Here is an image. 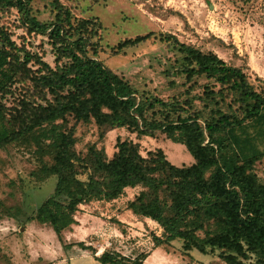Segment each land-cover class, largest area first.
Returning <instances> with one entry per match:
<instances>
[{
    "label": "trees",
    "instance_id": "1",
    "mask_svg": "<svg viewBox=\"0 0 264 264\" xmlns=\"http://www.w3.org/2000/svg\"><path fill=\"white\" fill-rule=\"evenodd\" d=\"M32 2L0 0V150L32 139L42 173L57 177L53 192L26 221L50 225L64 243V231L77 223L80 204L112 200L127 187L141 186L128 207L158 222L165 239L182 240L186 250L218 251L216 263L264 264V185L249 172L264 155V91L254 87L244 68L170 32L149 31L120 40L114 53L156 39L176 50L181 59L178 75L210 82L199 99L214 105L211 117L204 126L197 112L162 123L167 137L184 144L193 156L189 165L173 164L161 149L144 156L129 136L117 137L110 157L95 145L81 156L73 148L72 132L80 122L93 121L102 134L124 127L141 135L147 131L149 109L180 114L193 105L191 100L180 105L147 95L138 102L129 82L98 58L103 28L98 17L77 15L61 0H52L47 17L39 18ZM14 12L17 22L1 21L2 14ZM13 25L23 31L19 42L13 38ZM26 35L41 37L39 51L26 42ZM47 52L53 63L45 59ZM71 123L70 130L63 127ZM46 125L50 127L42 136H35ZM205 133L222 136L215 145L211 138L205 141ZM227 140L241 163L219 164ZM44 154L50 162L43 160ZM11 210L4 214L13 217ZM76 245L102 264H125L117 252L105 249L97 255V248L84 241ZM148 253L131 264H143Z\"/></svg>",
    "mask_w": 264,
    "mask_h": 264
},
{
    "label": "rangeland",
    "instance_id": "2",
    "mask_svg": "<svg viewBox=\"0 0 264 264\" xmlns=\"http://www.w3.org/2000/svg\"><path fill=\"white\" fill-rule=\"evenodd\" d=\"M51 1L33 0L32 9L39 18L47 17ZM61 1L77 15L96 16L101 20L103 28L98 58L129 82L138 102L141 95H147L180 105L191 100L193 105V109L180 114L163 113L162 107L149 109L147 131L141 135L124 127L102 134L101 128L93 121L80 122L72 132L73 148L81 156L95 145L110 157L116 149L117 137L129 136L139 143L144 156L150 150L161 149L173 164L189 165L194 162L193 156L184 144L167 137L162 123L167 119L175 121L178 116L193 117L197 112L201 114L198 121L204 126L206 118L211 117L214 105L199 99L200 95L205 96V85L210 82L203 77L187 80L178 75L181 59L176 50L156 39L114 53L120 40L149 31L170 32L184 42L215 51L228 63L242 66L254 87L264 91V0ZM1 21L7 24L17 22L16 13L2 14ZM13 26V38L19 42L23 31ZM25 37L26 42L34 43L33 50H40V36ZM43 45L49 51V45L45 42ZM45 59L53 63L49 52ZM139 122L142 126L141 119ZM71 126L72 123L63 124L67 130ZM49 127L39 129L35 136H42ZM205 134V141L211 138L215 145L220 140L218 136H222L221 133ZM226 142L219 164L224 161L226 164L241 163L228 140ZM262 145L260 143L261 148ZM39 158L36 142L32 139H22L0 150V264H67L64 256L69 251L82 249L76 245L79 241L97 248L98 255L105 249L117 252L127 259H121L123 263L131 264L134 258L150 254L159 238L161 243L157 247L162 251L158 249L151 253V264H225L214 262L218 259V251L186 250L182 240L165 239L158 222L134 214L128 202L140 192L141 186L127 187L122 195L112 200L93 199L80 204V210L75 214L77 223L64 231V243H61L50 225L26 221V217L34 214L42 200L53 192L56 183L55 175L44 176ZM44 159L51 161L46 154ZM249 172L264 185V155L252 164ZM9 207L15 214L13 217L4 214Z\"/></svg>",
    "mask_w": 264,
    "mask_h": 264
},
{
    "label": "crops",
    "instance_id": "3",
    "mask_svg": "<svg viewBox=\"0 0 264 264\" xmlns=\"http://www.w3.org/2000/svg\"><path fill=\"white\" fill-rule=\"evenodd\" d=\"M158 249L162 251V249L159 247L153 248L150 254H148L146 258L143 260V264H151L150 261L151 258H153L151 253H154ZM66 255L67 256H64L65 257L64 259L67 261V264H102L94 257L92 253H90V251H86V249H80L75 252L69 251ZM152 263L156 264V262L155 263L152 262Z\"/></svg>",
    "mask_w": 264,
    "mask_h": 264
}]
</instances>
